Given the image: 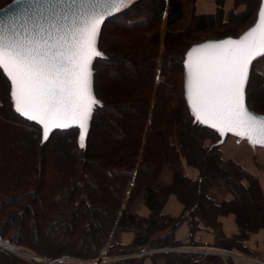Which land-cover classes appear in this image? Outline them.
<instances>
[{"label": "trees", "instance_id": "trees-1", "mask_svg": "<svg viewBox=\"0 0 264 264\" xmlns=\"http://www.w3.org/2000/svg\"><path fill=\"white\" fill-rule=\"evenodd\" d=\"M217 2L215 14L193 13L186 31L170 29L183 18L182 0H130L104 21L97 42L102 55L92 63L98 102L82 142L77 127L55 129L43 138L41 126L16 111L9 80L0 68V238L25 245L46 259H87L106 244L109 254L174 245V230L185 220L191 239L200 222L214 227L217 214L227 209L235 213L236 241L264 226V199L257 177L234 160L223 159L220 133L196 119L183 93L187 49L204 39L237 36L254 22L260 4V0H235L250 7L239 21L253 18L233 34L225 26L222 0ZM137 6H143L144 12ZM164 14L167 31L161 50L158 27ZM218 20L225 24L220 29H216ZM108 24L112 40L105 38ZM194 33L214 35L190 41ZM159 55L165 79L158 81L152 104ZM263 57L254 59L245 88L247 106L260 113H264V82L254 90L259 108L250 104V87L255 75H264L255 68ZM174 70L179 71L175 82L167 77ZM183 161L196 167L199 175L188 177ZM164 168L170 171L168 181L161 179ZM213 185L227 188L233 198L215 204L208 195ZM170 194L183 204L177 216L161 212ZM137 198L151 210L148 217L131 210ZM122 230L134 233L130 243L116 239ZM151 256L152 264H158L159 257L165 258V264H219L214 255L202 260L187 252ZM145 257L111 264H144ZM0 264L34 263L0 246Z\"/></svg>", "mask_w": 264, "mask_h": 264}, {"label": "snow or ice", "instance_id": "snow-or-ice-1", "mask_svg": "<svg viewBox=\"0 0 264 264\" xmlns=\"http://www.w3.org/2000/svg\"><path fill=\"white\" fill-rule=\"evenodd\" d=\"M128 2L120 0L122 6ZM77 3L32 0L29 15L18 25L0 21V66L13 82L16 109L43 124L45 138L50 125L64 127L67 120L85 127L98 102L91 92L90 65L102 55L96 39L103 17L94 10H74ZM207 49L219 51L189 55L188 94L197 119L264 145V117L244 103L250 61L264 54V9L257 26L240 40L205 45L193 53Z\"/></svg>", "mask_w": 264, "mask_h": 264}, {"label": "crops", "instance_id": "crops-1", "mask_svg": "<svg viewBox=\"0 0 264 264\" xmlns=\"http://www.w3.org/2000/svg\"><path fill=\"white\" fill-rule=\"evenodd\" d=\"M217 3V0H195V14H215L218 6ZM222 8L225 13L233 8L232 0H222ZM258 148L264 149V147L252 145L245 138L229 134L222 140L220 145L223 159L234 160L257 177L264 199V170L258 168V165H260L257 161ZM182 167L184 173L190 178H195L199 175V170L194 166L188 165L185 161L182 162ZM161 179L163 181L170 179V171L168 169H163ZM208 195L217 205L233 198L227 188L219 185L211 186L208 190ZM127 197L125 195L122 203L123 207L126 204ZM131 210L142 217H148L151 212L142 199L139 203H135L134 208ZM182 211L183 204L174 194H170L167 197L161 208V212L169 216H177ZM215 221L217 225L214 227L204 225L200 222L198 230L191 239L189 236L188 221L181 222L173 233L176 243L165 247H175L169 251L176 252L177 254L180 252L195 254L197 260H202L206 255H214L218 258L219 264L223 260L226 261V264H264V226H260L249 232L241 240L236 241V238L233 239V237L238 233V224L235 220V213L232 210L227 209L226 211L220 212L217 214ZM133 237L134 233L132 231H117L116 233V239L123 244L130 243ZM151 255H146L144 264L153 263ZM157 263L165 264V258L159 257Z\"/></svg>", "mask_w": 264, "mask_h": 264}, {"label": "water", "instance_id": "water-1", "mask_svg": "<svg viewBox=\"0 0 264 264\" xmlns=\"http://www.w3.org/2000/svg\"><path fill=\"white\" fill-rule=\"evenodd\" d=\"M31 6H32V0H12L11 2H9V3L5 4L4 6L0 7V21L8 22L10 24L11 23H15L16 25H18L20 22H22L29 15L30 10H31ZM120 6H121L120 0H90V2H89V0H83V5H81V3L78 0L76 9H74V10H81V9L84 10V11H93L94 10L97 16H102L103 17L102 22L98 26V30H99V33H100V29H101V26L104 23V21L111 14H113L115 11H117V9H119ZM262 9H264V0H260V4H259L258 10H257V14H256V18H255L254 22L249 27H247L245 30H243L240 34H238L237 36H227V37H221V38L204 39V40H201L199 42L193 43L187 49V51H186V53L184 55V60H183V93H184L185 100H186L189 108L191 109V111L194 113L196 119H197V116H196L194 110L192 109L191 100H190L189 94H188V63H189V55H192L194 58L197 55H204V56L211 55V54H214V53L218 52L219 50L207 49L205 53L197 54V53H193V49L201 48V47H203L205 45L222 44V43H224L225 41H228V40H233V41L240 40L241 38H243L245 36L246 33H248L255 26H257V24L259 23V14H260ZM98 36H97V39H96V47H97V49H98V46H97ZM259 55H261V54H259ZM259 55H256L250 61V64H249L248 70H247V81H248V78H249V75H250L252 63H253L254 59L257 56H259ZM94 58L95 57L92 58L91 65H90V67H91V92L96 97V95L94 93V88H93V70H92V63H93ZM0 68H1L2 72L4 73V75L7 77V79L9 80V83H10V95H11V98L13 99V101H14V107L16 109V100H15V97L13 96V94H12L13 91H14L13 82H12L11 78L7 75V72L3 69V67L0 66ZM246 84H247V82L244 85V103H245L246 108L250 112L257 114L258 116L264 117V113H260V112H257L255 110H252V109H250L247 106L246 94H245ZM94 105H92L91 115H90V118L86 121L85 127L82 128L78 122H74L72 120H67L65 122L66 126H64V127H57V126H51L50 125L49 128L47 129V136L49 135V133L52 130H55V129H69V128L77 127L79 129V138L81 139V136H83V140H84L85 137H86V134L88 132V129H89L90 119H91V116H92ZM16 111H17V109H16ZM17 112L22 117H24V118H26V119H28L30 121H33V122L37 123L38 125H40L41 128H42L43 138H45V131L46 130H45L43 124L39 123L38 120H33V119H30V118L22 115L19 111H17ZM197 120L202 125L217 130L220 133L222 140L228 134H232V135H236V136L242 137V136L238 135L236 131H229L227 128H223V130H221L220 128L212 127L211 124H205L201 120H199V119H197ZM242 138H245L249 143H251L247 137H242ZM251 144L254 145L253 143H251ZM255 145L264 147V145H260V144H255ZM1 245L6 246L5 243H2V242H1ZM35 259L39 260V261H43L44 264H49L51 262H56V259L55 260L54 259H45V258H41V257H37V256H35Z\"/></svg>", "mask_w": 264, "mask_h": 264}, {"label": "rangeland", "instance_id": "rangeland-1", "mask_svg": "<svg viewBox=\"0 0 264 264\" xmlns=\"http://www.w3.org/2000/svg\"><path fill=\"white\" fill-rule=\"evenodd\" d=\"M5 1L6 0H0V5L3 2H5ZM194 2H195V0H182L183 10H184L183 18L180 21H178L176 24H173V25L170 26V29H172V31H175V30H178V29H185V31H186V29H188V27H189V25L191 23V16L193 15V13H195L194 6H193ZM232 3H233V8H231L229 11H226V13L223 12V18L226 20L225 21L226 25L222 24V22L218 20L219 24L216 27V29H220V27H222V25H225L226 27L230 28V32H232L233 34H237L240 31H242L248 25V23L252 20L253 16L248 21H246L244 23L240 22L239 21L240 18L243 16V14L246 11H248L250 9V7L247 4H245V3L236 4L235 0H232ZM253 6L254 7L256 6V2L253 4ZM142 7H140L141 8V10H139L140 13L144 12ZM140 8L137 6L135 9L137 10V9H140ZM233 10L236 11V14L233 13ZM109 25L110 24H108V26H107L108 30L105 31V34H106L105 38H107L108 40H112L113 38L111 37V29H110L111 26L109 27ZM158 29H159L161 50H164L163 40H164V37H165V33L167 31L165 14H164L162 20L159 23ZM228 32H229V30H228ZM213 35H214L213 33H211V34L210 33L209 34H198V33L197 34H195V33L194 34H190V38H191L190 41L201 40V39H204V38H207V37H212ZM161 61H162V56L159 55L158 58H157V62L158 63H157V67H156V81H155V87L153 89V101H152V104L154 103V100H155V94H156V91H157V83H158V81H160V83H161L165 79L164 74L160 73V63H161ZM99 68H101V66H99ZM103 68H106V66H103ZM255 68H256V70H260V71L264 72V57L259 59L256 62ZM176 73L178 74L177 78H176ZM100 74H101L100 77H102V76L104 77V75H105L103 71ZM167 77H169L170 81H174L175 82L176 79L179 80V71L178 70L171 71V72L168 73ZM261 82H264V75L263 76L255 75L252 78L251 87H250L252 89V92L250 93V104L251 105L252 104H256L257 105V99H255V95H254V93L256 91H254V90H255L256 85L260 84ZM254 100H256V101H254ZM257 108H259L258 105H257ZM148 130H149V126H147L146 134H147ZM201 133L203 135H206V132H201ZM100 135L104 136L105 132L103 131L102 133H100ZM229 135H232V134H229ZM236 137H239V136H236ZM240 138H242V137H240ZM207 141H209V139H207ZM221 156H222V153H221ZM257 157H258L257 161L260 163V165H258V168H261L262 170H264V149L258 148ZM164 169H167V168H164ZM130 185H132V181L130 182ZM129 190H130V186L127 188V191L125 193L126 196H128ZM125 195H124V198H125ZM140 200H141V198H137L133 202L131 209H133L135 203L136 204L139 203ZM135 209H136V207H135ZM0 229H2V227H0ZM122 231H127V230H122ZM1 242L5 243L6 246L1 245ZM0 246L5 248V249H7V250H9V251H11L12 253H14L15 255L19 256L20 258L26 259V260L34 263V264H41L42 263V261H39V260H36V259L34 260V259L29 257L30 255H35L37 257H41V256L38 255L37 253H35L32 249H30L29 247H27L25 245L16 244V243H13L11 241H8L5 238H0ZM104 246L106 247V249L108 251V245L106 244ZM104 246H102L101 248H103ZM41 258H44V257H41ZM66 258L73 259V260H87V259H91V258L81 259V258H73V257H66Z\"/></svg>", "mask_w": 264, "mask_h": 264}, {"label": "built area", "instance_id": "built-area-1", "mask_svg": "<svg viewBox=\"0 0 264 264\" xmlns=\"http://www.w3.org/2000/svg\"><path fill=\"white\" fill-rule=\"evenodd\" d=\"M174 248L175 247L148 248V249H140L138 251L131 253L109 254L106 247L104 246L99 250L98 254L95 257H92L91 259L73 260V259H68L66 257H59V258H54V260L56 259V262H51L49 264H111L121 259L129 258V257H141L143 255L153 254L159 251H169ZM29 257L35 260V255H30ZM41 264H44V262L42 261ZM220 264H226V261L223 260V262Z\"/></svg>", "mask_w": 264, "mask_h": 264}, {"label": "bare ground", "instance_id": "bare-ground-1", "mask_svg": "<svg viewBox=\"0 0 264 264\" xmlns=\"http://www.w3.org/2000/svg\"><path fill=\"white\" fill-rule=\"evenodd\" d=\"M8 244V243H7ZM13 248V247H12Z\"/></svg>", "mask_w": 264, "mask_h": 264}]
</instances>
